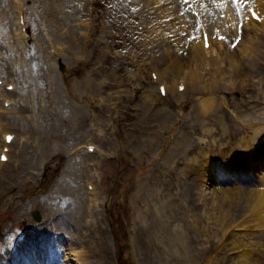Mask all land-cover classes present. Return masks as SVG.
<instances>
[{"label": "rangeland", "instance_id": "1", "mask_svg": "<svg viewBox=\"0 0 264 264\" xmlns=\"http://www.w3.org/2000/svg\"><path fill=\"white\" fill-rule=\"evenodd\" d=\"M58 1V5L49 6L48 0H24L22 9L25 19L27 18L28 35L25 41L21 36L18 37L19 45L22 47L19 54L18 47L12 41L16 27L7 26L2 20L3 10L7 8V18L11 19L9 22H16L11 0H0V30L2 32L0 33V61L9 66L10 77L8 81L16 84V92L12 96L17 100L14 106L4 108L8 110L0 113V125L5 127V131H11L17 136L16 143L13 144L10 151L13 158L11 164L14 165L18 157L21 159L18 170L14 171L8 168L3 174L0 173V264H29L30 260L26 259V251L32 245L38 247L40 241L43 242L44 251L38 259V264H53L55 261L58 262L57 264H62L60 261L64 252L58 251L61 249L58 240H71L74 247H79L81 250L89 249L92 252L90 256L92 258L88 260L87 264H229V259L224 257L225 250L222 241L218 242L214 234L216 219L207 220L206 217H201L200 222L203 229L196 235L195 230L187 222V218H184V214L189 211L180 209L184 200L187 201V205L190 204L193 212H197V208L200 210L203 208L201 202L197 203L194 190L195 182L192 180V176L195 168L192 166L188 168L185 161L195 157L198 150L204 149L203 151L209 153L219 164L214 166L213 171L210 172L212 177L215 175L214 173L220 174L226 171L223 169L226 162H232L230 163V170L245 168L243 167L245 155L241 153L238 141L240 137L250 134L247 131L252 129L242 126L233 118L229 121L231 125L229 132H224L221 125L210 120L209 123L214 127V130L213 134L208 136L216 137L215 145L217 147L221 144L220 149L222 150L223 143L229 139L232 141L225 145L220 154H218V148L216 149L215 146L211 152L205 149L207 143H203L204 146L201 145L200 149H198L199 146L193 147L198 142L197 139L200 138L201 132L199 129L195 132H188L189 121L183 124L184 129L181 132H175V135H172V132H164L159 138H156L155 142L149 143L147 139L152 133L146 132L145 126H155L156 121L150 119L144 126L141 116L134 107L135 98L139 96L142 90L150 86L148 74L142 82L139 81L134 84L125 81L126 86L117 89L118 91L121 90L123 95L132 98L133 102L127 108L122 101L119 108L116 106V109H111L113 113L120 111L121 115L116 112L111 118L101 111L98 102L84 97L80 98L79 93L76 95L69 94L65 88V82L70 85L73 82L77 84L88 75L92 81L95 79L97 91L101 90L100 76L92 73V69L100 65L101 46L99 40L100 36L103 35L102 31L114 37L123 34L126 38H132L131 40L138 42L132 47L131 40L128 39L124 41L121 47L112 50L113 53H117L112 54V57H117L118 62L115 65L111 63V70L115 71V66L117 70L120 68L122 76L125 75L124 67L125 63L128 62L127 58H129L131 50L138 52L142 61L148 55L147 50H145L147 48L137 38L143 39L142 36L150 35L149 49L154 51L155 55H158L163 49V43L160 30L158 31V35H160L158 42L154 39L155 36L151 35L148 27L143 29L141 16L138 12L143 11L144 15L153 14L143 9L144 3L140 0ZM227 1L232 10L237 11V1ZM186 2H191V0H185L182 3L184 7L176 2L173 18L163 17L162 22L179 21L184 26H188L190 21L194 24L189 14L192 10L189 9ZM160 4L161 6L167 5L165 0L160 1ZM74 5L77 6L73 8ZM107 10L122 13L120 33L114 30L112 26L107 25V22V24L103 23L102 12H107ZM84 20L93 22L92 35L90 34L89 39L78 35L77 30L84 29L79 26ZM152 22L151 19L147 20L146 25ZM123 23H126L128 27H125ZM250 32L253 34V31ZM182 35L184 36V34ZM173 37V34H168L165 42L172 44L174 42ZM246 37L242 48L238 43L233 44V41H230L233 44L231 51L236 56L244 55L243 52L247 46ZM50 40L56 50L57 46L63 50L58 58L50 59L49 57L47 41ZM258 50H260L258 53L260 58L256 62V74L249 76V78L253 76V79H259V82L254 84L255 86L262 85L260 84L262 78L264 81L263 34L260 36ZM220 57L218 55L214 58L216 62L214 60L209 61V67L201 71L202 83L213 80L212 73L214 71L210 72V70L214 67L221 66L222 70H226L227 65L225 63L216 64ZM59 60L64 67L63 74L59 70ZM120 62H123V67H121ZM236 66L238 67V63ZM161 68L162 65L159 69L161 70ZM117 70L116 72L119 73ZM237 70L241 69L237 68ZM49 79L52 88V99L49 101L53 100V102L47 103L45 109H41L38 108V104L44 106L42 100L46 102L44 93L48 91ZM139 88L141 90L135 92L134 89ZM0 89V92L5 94L4 85L0 86ZM79 89H83V87ZM245 91L246 93L240 90H228L223 93L230 109H233L235 104L241 108L247 106V101L250 99L247 89ZM112 92L117 91L113 90ZM0 97V107L3 108L2 100L5 96ZM96 97L98 98L99 95ZM167 100L172 101L174 105L168 106L172 104L167 101L158 106L167 110L170 109L172 113L174 110V113H177L179 107L183 111H189L193 102L188 94L182 100L173 97H168ZM185 100L187 103L183 105ZM258 100L264 103V100ZM173 108L174 110H172ZM17 110L24 112L21 114L13 113ZM239 130L243 132H239ZM21 136L28 141L23 146L22 143L27 141L18 140ZM176 136L186 140V147L190 149L188 156H181L179 151H174L172 148L169 159L164 162L166 152L169 150L168 145H170L166 143V140L170 138L173 142ZM88 141L95 144L100 153L68 154L74 147ZM0 142H2L1 132ZM31 142H37L38 145L34 148ZM141 150L145 151L142 158L139 157ZM216 152L218 153L216 154ZM239 158L241 159L238 160ZM246 158L248 159V157ZM91 164L96 166L99 173V177H95L94 184L97 187L99 200L102 201L107 198L108 213L103 210L100 214L88 213L86 208L88 200L83 207L85 190L83 177L85 174L89 176L90 172L93 171L92 168L94 169V167ZM72 165H76V170L71 169ZM171 165L172 167H170ZM237 165L239 167H236ZM198 167L201 165L199 164ZM183 169L185 175L182 173ZM23 174H26L28 181L21 185L20 178ZM139 178L143 179V189L144 193H147V202L151 205L150 208L152 209L153 203L164 206L166 216H161L167 218L170 215L171 219L168 223L170 227L177 222H183L181 227L183 225L188 229L184 235L180 230L177 239L174 240L173 238L172 242L167 241V237H162V233L158 237L160 232L156 228L160 222L156 221L153 211L149 210V214L145 215L143 221H140L135 213L132 214L130 210L131 196L136 190V180ZM244 179H237L230 188L233 190L234 188L241 189L240 197H237L238 200L236 199V202L239 203L238 207L241 206L240 203L244 205V200H242L245 197L244 194L248 191L253 193L256 189L254 187L255 181L245 179L246 182ZM71 188L74 191H71ZM77 188L82 193L80 198L75 192ZM224 189L228 190L229 188ZM165 198L168 199V203L164 201ZM75 200L78 202V208H76ZM140 201L142 207L141 203L145 201L141 199ZM216 203L218 204V202ZM193 207L196 209L194 210ZM213 208L214 206L208 204L206 210H213ZM236 210L241 212L238 208ZM34 211H38L40 216L42 214L44 220H49V226L47 224L45 227L48 226L47 230H51L52 239H49V236L47 240H43L44 234L39 233L40 229H32L29 234L30 238L26 243H23L24 234H26L23 230L29 226L28 222H34ZM201 212L197 213L200 214ZM98 218H100L98 225H92V222ZM147 227L148 231H146ZM160 231L165 234H175L169 230L160 229ZM259 231L264 232L263 229H259ZM217 236L219 237L220 234ZM33 238L39 242L33 243L31 241ZM255 239L263 241L264 236L258 235ZM49 240H52L51 244H48ZM18 245L22 249L16 252L15 247ZM13 252L17 257L15 260H10L8 256ZM21 252L22 255H19ZM184 252H187L188 260L182 258ZM211 256H213L212 260L205 262Z\"/></svg>", "mask_w": 264, "mask_h": 264}, {"label": "bare ground", "instance_id": "2", "mask_svg": "<svg viewBox=\"0 0 264 264\" xmlns=\"http://www.w3.org/2000/svg\"><path fill=\"white\" fill-rule=\"evenodd\" d=\"M160 1L163 0H140V2L144 3L143 9L150 11L153 15H144L142 13L143 11L138 12L139 16H141V25L143 29L148 27L151 31V35L155 36L154 39L158 42L160 41L158 31H161L163 49L158 55H155L154 51L149 49L151 40L150 35L142 36L143 39L137 38L140 39V41L143 42V46L147 48L145 50H147L148 55L142 61L141 55L131 50L129 58H127L128 62L125 63L124 67L125 75L122 76L120 74V68L117 70L115 66V71L111 70V65H115L118 62L117 57H112V54H117L113 53L112 50L121 47L124 41L128 39L131 40L132 38H126L123 34L114 37L102 31L103 35L100 36L99 40V45L101 46L100 65L92 69V73L100 76L99 85L101 90L97 91V86L94 83L95 79L92 81L89 75L77 84L73 82V84L70 85L65 82V88L71 95L79 93L78 96H80V98L84 97L89 100L97 101L101 111L111 118L116 112H119L121 115L120 111L113 113L111 109H116V106L119 108L122 101L124 102V106L129 108L131 102H133L132 98H129L128 95H123L121 90L118 91L117 89L120 87L124 88L126 86V80L134 82L142 80L144 78L143 76L152 69L157 72L156 78L152 79L151 72L149 73L152 80L148 82L150 86L142 90L134 101V107L141 116V121L144 126L150 119L156 121L155 126H145L146 132L152 133L147 139L149 143L155 142L156 138H159L164 132H172V135H175V132H181L184 129L183 124L189 121L190 129L188 128V132H195L198 129L199 132H201V136L199 135L200 138L197 139L198 142H196L193 147L197 148L199 146L198 149H200L201 145L204 146V144L207 143L205 149L211 152L213 149L218 148L219 153L216 152V154H220L223 150V148L222 150L220 149L221 144L217 147V145H215L217 142L216 137L208 136L213 134L214 130V127L209 123L210 120H214L215 123L221 125L224 128V132H229L231 128L229 121L233 120V118L242 126L252 129L251 131H247L250 132V134L240 137L238 141L241 151L249 158V160L244 158L245 162H243L245 165L243 167L245 168L241 167L230 170L229 167L232 162H226V164L224 163L225 168H223L226 169V171H224V173L221 172V175L218 172L217 174L214 173L215 175L212 177L210 176V172L213 171L212 169L214 166L219 164L209 153L203 151L204 149L198 150L195 157L185 161L188 168L190 166L195 168V170L192 169L194 170L192 180L195 182L194 190L198 200L197 203L201 202V207L203 208H201L202 210L197 208V212L202 211L200 214L193 212L190 204L187 205V201L184 200L180 209H187L186 212L189 211L187 214H184V218H187V222L195 230L196 235L203 229L202 223L200 222L201 217H206L207 220H214L212 218L216 219L214 234L218 242L222 241V246L225 250L224 257L229 259V264H264V240L260 241L255 239L258 235L264 236V232L261 233V231H259V229H263L264 231V150L261 149L264 146V103L258 100H264V81L262 85H257V88L255 85L259 82V79H253V76L249 78L251 74H256V62L257 59L260 58L258 54L260 51L258 50V44L260 36H262V34L264 35V19H261V22L253 21L249 15V9L252 8L251 6L246 7V12H243V8L240 6L238 14H236V11L232 10L227 0H195L191 3L200 15V20H196L195 22L193 19L194 15L190 12L189 14L194 24L190 21L188 22V26H184L183 23L179 21L163 23V17L173 18V10L176 2H179V4L184 7L182 4L184 0H165L167 4L164 5L165 7L161 6ZM246 1H248V4L252 2L261 3V0ZM17 2H14L15 12L18 15V27L16 26V28L22 34L23 26L19 25V21L22 18L21 14L23 12L20 1L17 0ZM58 2V0H48L47 4L49 6L53 4L58 5ZM257 5L259 6V4ZM75 6L77 5H74L73 8ZM261 6L264 8V0H262ZM3 12L2 15L4 16L2 19H4L3 21L6 20L5 24L9 27L13 26L14 24L10 25V22L7 20L8 9H4ZM121 15L122 13H118L117 11L107 10V12H102L104 18L103 23H108L107 25L112 26L114 30L120 33ZM150 19L153 20V22L146 25V21ZM123 24L125 27H128L126 23ZM240 28L243 31L242 35L239 34ZM89 29L90 25L88 23V30ZM202 29H205L209 36L210 47L207 50L203 47ZM250 31H253V34H251L252 32ZM0 33H2L1 30ZM168 34L174 35V42L172 44H167L165 42ZM182 34H184V36ZM245 36H247V46L246 50L243 52L244 55L240 57L236 56L231 51V47L233 44L238 43L242 48L245 42ZM117 38L122 40L119 41ZM230 41H233V44ZM135 44H138V42L131 40V46L133 47ZM17 50L19 54L22 51L20 47H18ZM61 53L62 50H58L57 54ZM57 54L55 56H57ZM218 55L221 57L218 58L216 64L225 63L227 65L226 70H222L221 66L214 67L210 70V72L214 71V73H212L213 80L208 83H202L203 75L201 71L208 68L209 61L214 60ZM49 57L50 59H54L52 56ZM214 62L216 61L214 60ZM120 63L121 67H123V62ZM236 63H238V67ZM161 65L162 68L160 70L159 68ZM236 67L241 70H237ZM116 70L119 73H117ZM61 72L63 74L64 71ZM205 75H207V72H205ZM0 76L4 79H8L9 77V66L4 64L3 61H0ZM156 83H158L157 91L154 86ZM161 85L164 86L165 89L164 96H167L169 93L172 97L182 100L187 94L190 95L193 101L191 109L186 112L179 107V111L174 113L175 110L173 108L172 110H174V112L172 113L170 109L167 110L164 107L156 108V101L163 100L161 95H159V86ZM180 85L184 87L182 92L177 91ZM80 87H83V89H79ZM245 89H247L250 99L247 101V106L243 104L245 107L241 108L235 104L233 109H230L223 93L228 90H240L246 93ZM113 90L117 92H112ZM134 90L135 92L138 91V89ZM14 92H16L15 87L11 92L6 91L5 94L0 92V96L4 95L7 99H11L8 97H12ZM98 95L99 97L97 98L96 96ZM7 99H3L4 102H7ZM113 100L116 101L114 102ZM169 102L172 105L168 106L174 105L172 101ZM186 103L187 101L185 100L183 105ZM6 110L8 109L0 107V113ZM22 112L24 111L17 110L13 113L21 114ZM5 130V127L0 125V132H5L3 134L2 147L5 146L4 136L7 132ZM137 130L140 131V129ZM239 132L243 131L239 130ZM228 141L230 142V139L223 143V146L228 143ZM185 142L186 140L178 136L175 137L173 142L168 138L166 143L170 145H168L169 150L166 152L164 162H167L169 159L170 149L172 148L174 151H179L181 156H188V151H190V149L186 147ZM144 155L145 151L141 150L139 157L142 158ZM259 157L262 162L255 163L254 161ZM240 159L241 158L238 160ZM7 162L3 164V167L7 165ZM17 164L19 165L21 163L17 162ZM199 164L201 167H198ZM75 166L76 165H72L71 169L76 170ZM170 167H172V165ZM236 167H239V165ZM182 173L185 175L184 169ZM243 177L247 179V181H255L256 184L254 187L256 189L253 193L250 191L245 193V197L242 198V200H244V205L240 203L241 206L238 207L239 203L236 202V199L240 197L241 189L234 188L233 190L230 188H232V185L237 179H244ZM26 181H28V179H26V174H23L20 178V184L24 185ZM88 182H85L86 185ZM143 187V179L139 178L136 180V190L131 196V211L137 214L140 221L145 219V215L149 214V210L153 211L156 221L160 222L156 228L160 232L158 233V237H160L162 233V237H167V241L172 242L173 238L174 240L178 238L177 236L180 235V230L182 231V235H184L188 229L183 225L181 227L183 222H177L174 226L170 227L168 224L171 219L170 215L167 218L162 217L166 216L164 206L162 207L153 203L152 209L150 208L151 205L147 202V193H144ZM223 187L229 189L225 190ZM70 190L74 191L73 188ZM75 192L78 193L79 198L80 196L82 197V193L78 188ZM88 194L90 195V199L87 204V212L91 213L96 204L95 189ZM254 197L255 199L253 200ZM140 199L145 201L141 203L142 207L140 206ZM86 200L87 194L84 190L83 207L85 206ZM164 201L168 203L167 198H165ZM216 202H218V204ZM75 203L77 204L76 208H78V202H76V200ZM208 204L212 205V207L214 206L213 210H206ZM236 208L241 212H238ZM193 209L195 210L196 208L193 207ZM160 229L169 230L175 234H165L161 232ZM148 230L147 227L146 231ZM217 234H220V236L218 237ZM49 239H52V236ZM31 241L33 243L39 242L36 238L31 239ZM51 241L52 240H49L48 244H51ZM160 241L162 242V239ZM42 244L43 242L40 241L38 243V248L32 245V247L26 251V259L30 260L29 264H38V259L42 255ZM58 244L61 246V249H58V251L64 252L60 261L62 264H87L88 260L92 258L90 257L92 252L89 249L81 250L79 247L76 248L71 240H58ZM186 253L187 252H184L182 254L184 260H188ZM19 255H22V252ZM8 257H10V260H15L17 256L11 253ZM212 258L213 256L208 257L205 262H210ZM6 262H8V260H6ZM57 263V261L53 262V264Z\"/></svg>", "mask_w": 264, "mask_h": 264}, {"label": "snow or ice", "instance_id": "3", "mask_svg": "<svg viewBox=\"0 0 264 264\" xmlns=\"http://www.w3.org/2000/svg\"><path fill=\"white\" fill-rule=\"evenodd\" d=\"M9 139H11V137H9Z\"/></svg>", "mask_w": 264, "mask_h": 264}]
</instances>
